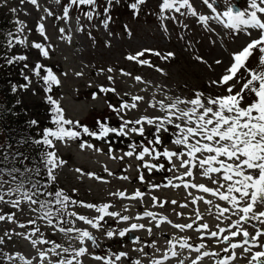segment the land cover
Masks as SVG:
<instances>
[{"label": "rangeland", "instance_id": "1", "mask_svg": "<svg viewBox=\"0 0 264 264\" xmlns=\"http://www.w3.org/2000/svg\"><path fill=\"white\" fill-rule=\"evenodd\" d=\"M134 2L135 0H118V2L113 0V3L109 5L107 0H96L93 18L88 20L85 13L92 11L90 6H73L70 0H59V2L57 0H37L36 5L30 3L29 0H24L23 3L21 0H0L1 12L7 19L8 29L14 36L24 41L23 43L13 41L9 49L15 53L16 57L21 55L26 57V60H17L18 67L21 66L22 69L16 81L17 88L14 90L18 93V97L23 98V102L28 104H25V108L30 114L35 113L42 120L46 118L47 114L44 112L46 106L55 107L47 99L51 96L58 102L66 119L78 122L76 126L65 125L66 128L76 127L82 133V128L87 127L90 131L99 133L100 123L119 128L123 124L120 119L121 115L130 121L141 117L165 116L166 113L160 110L159 101L167 105L177 97L182 100L191 99L196 92H202L205 96L227 94L223 87L213 86L210 82L219 79L224 74L225 69L231 63V54L246 45L249 41L248 36L223 28L215 21H209L208 25H203L197 17L190 14L181 16L174 12H165L164 16L174 15L176 20L161 19L159 5L162 0H146V3L139 6L138 13L134 14V10L129 7ZM190 2L198 14L211 15V10L203 5L202 0H190ZM230 3H235L241 10L246 7L247 0H230ZM65 6L69 9L67 20L61 19ZM215 6L218 11L226 10L227 7L223 0H217ZM105 8L108 9L107 13L104 11ZM49 12L52 15H49ZM108 16L111 19L105 27L103 21ZM41 24L44 25L47 39L38 31ZM165 27L168 29L167 32L164 31ZM21 28L23 30L18 32ZM61 28L65 30L64 33L60 32ZM258 34L256 30H252L253 37ZM68 37L71 38L70 41ZM33 43L43 44L49 55L43 56L39 49L32 46ZM146 48L159 51L161 54L172 52L175 55L162 60L146 53L140 58L148 59L154 67L126 59L128 55ZM197 56L203 57L207 63L198 61ZM259 56V51L254 50L247 66L256 68ZM217 59L222 63L215 64L214 61ZM37 64L43 66L39 76L34 71ZM157 67L163 69V72L156 71ZM109 68L113 71L108 72ZM47 69H51L60 81L58 85H52L50 91L47 90L48 86L42 79L47 74ZM121 70L131 75H123ZM110 76L112 80L108 79ZM135 76H140L143 82L136 81ZM25 77L28 79L26 80ZM240 86L237 84L234 91H239ZM101 87L115 88V92H101ZM132 96L144 98L135 101L138 105L135 109H124L122 113L117 114L113 108L109 107V105L119 107L120 103L125 101L132 103ZM250 100L251 97L245 103ZM34 104L40 106L39 111L35 109ZM153 104L156 107L150 106ZM178 107L187 109L191 105L180 104ZM177 122L181 123V121ZM168 127L169 131L161 134L163 143L155 147L160 151L164 148L180 151L181 148L172 143L176 130L174 126ZM145 129L143 137L134 133L127 136H116L110 133L107 137L97 138L82 133L76 139H53V150L59 165L54 169L56 179L53 185L73 200L97 206L108 203L111 205L109 211L128 215L132 219L124 222L118 218L105 216L102 221H99L102 227L97 229L78 220L76 216L67 214L74 212L93 219L101 215L95 208L69 204L63 215L65 222L59 224L54 220V225L57 226H53L49 225L46 220L37 219L39 212L31 211V208H38V205L30 206L27 202H22L20 208L17 209L10 203L0 202V215L5 216L4 220H0V240H2L0 242V264H24L25 260L31 261V264H50V261L51 264H55L59 257L52 255L51 252H48L43 261L38 256L39 251L47 252L53 245L38 243L34 247L32 240L54 241L71 249L84 246L88 252L78 257L80 264H104L103 261H98L93 257L98 255L114 259L113 254L119 252H126L127 257L116 261L115 264H133L136 260H139L141 264H150L153 259L161 258L168 250L170 246L167 241L173 237L186 239L187 243L193 247L205 243L208 251H219L221 256L227 255L221 251L224 244H219L215 238H209L206 235L202 239L201 232L196 231L201 223L207 224L209 230L218 231L217 226L227 228L230 222L238 219L231 212L217 219L218 213L215 205L229 207L227 202L196 188H184L176 177L185 169L167 170L171 165L163 157L159 161L145 157V160L152 163L165 165V169H154L150 172L140 167L142 162L137 160L135 155L132 157L123 155L132 150V145L138 146L136 152L140 151V146H148V141L153 139L154 129L150 125H145ZM81 143L92 144L94 148L102 149V151L87 147L81 149ZM109 148L112 149L111 154L108 152ZM112 156L117 158L113 159ZM121 156L123 159L119 158ZM175 163L178 167L179 161L175 160ZM89 173L94 175L90 176ZM201 173L202 170L193 169V175L184 177V180L215 188L216 185ZM141 174L144 176L143 181L139 179ZM124 176L128 179H123ZM1 181H7V183H3L0 191L7 192L10 188L16 187L14 185L16 183L10 179L3 177ZM176 184L181 186H172ZM152 185H158V187L153 188ZM137 190L144 193L143 197L129 199L128 197ZM118 192H124L125 197L110 195V193ZM153 196L157 198V202L152 200ZM199 197H204V200L196 199ZM17 198L18 194L5 196L6 201ZM193 199H196L195 204L192 203ZM173 200L177 201V204L170 203ZM205 200H211L213 203L206 204ZM159 202L167 203L160 207ZM185 204L187 207H180ZM145 211L155 213L157 219L153 220L151 217L143 216ZM197 212L201 219L197 218ZM9 215H13L12 220L7 218ZM137 217H142V219ZM31 219H36L35 225L28 223ZM131 223H144L153 227V231L149 234L144 229L131 230L123 237L117 234L109 238L105 235L107 231L116 230L118 233L119 230L129 228ZM177 223H193V228L177 229L173 227V224ZM156 224H159V227H154ZM253 224L260 226L258 222L250 221L245 227L254 234ZM59 227L87 230L96 238L97 243L93 244L92 241L86 240L81 245L76 239L77 232L63 233L58 230ZM35 228H39L40 231L34 233ZM29 236L30 239L27 238ZM140 248L144 251H139ZM175 250L179 255L171 257L169 254V259L165 260L164 264H178L181 259H184V264H191V260L197 255L196 252L187 248L180 249L178 244ZM256 250L260 249H253V251ZM235 252L236 259L231 261V264H248L250 254H244L240 248ZM18 253L24 257V260L17 256ZM199 264H215V258L205 257Z\"/></svg>", "mask_w": 264, "mask_h": 264}, {"label": "snow or ice", "instance_id": "2", "mask_svg": "<svg viewBox=\"0 0 264 264\" xmlns=\"http://www.w3.org/2000/svg\"><path fill=\"white\" fill-rule=\"evenodd\" d=\"M23 3L24 0H21ZM33 5L37 4V0H29ZM59 2V0H57ZM108 4H112L113 0H107ZM118 2V0H117ZM227 6L226 10L218 11L217 0H202L203 5L207 6L211 10V15L198 14L196 8L190 2V0H162L159 5L161 13V19H172L176 20V16L169 15L164 16L165 12L177 13L181 16L192 15L198 18V21L203 25H208L209 21H215L223 28L230 29L237 34L243 33L249 37V41L246 43L241 50L231 54V63L225 69L223 75L217 80H212L210 83L213 86L223 87L226 91V95L218 96H205L202 92H196L194 97L187 100H182L177 97L172 103L165 105L163 101H159L160 110L165 112L166 115L163 117H141L134 121L126 120L121 115L120 119L123 124L119 128L109 127L104 123L99 124V133L90 131L87 127L82 128V133L88 136L104 138L110 133H114L116 136H127L129 134H138L141 137L145 136V125L153 127L152 132L153 139L148 141V146H140V151L136 152L137 145H132V150L125 152L124 156L135 158L142 162L140 167L152 171L154 169L161 170L165 169V165L162 163H152L149 160H145V157H151V160L159 161L162 157L165 158L171 167L169 171H179V169H185L184 172L180 173L176 179L180 180L184 188H196L204 193H209L213 196L218 197L219 200L227 202L229 207H221L219 204L215 205L217 209V219L223 217L225 213L231 212L232 215L237 216L234 222H230L227 228L218 227V231L209 230L207 224H199L196 231L201 232L202 239L206 235L209 238H215L217 243L224 244L225 246L221 249L222 252L227 255L221 256L219 251H208L205 243H200L197 247L187 243L186 239L173 237L167 241L170 246L165 251L161 258L153 259L150 264H164L165 260L171 257H177L179 253L175 250L177 244L180 249H189L197 253L196 257L191 260V264H199L205 257L215 258V264H231V261L236 259L235 250L240 248L244 254H250L248 264H264V0H247L246 7L236 11L234 10L230 0H223ZM146 3V0H135L129 7L134 10V14L139 11V6ZM73 6L87 5L90 6L92 11L85 13L88 20H91L94 15V9L96 7V0H71ZM185 10V11H182ZM15 11V9H12ZM107 13L108 9H104ZM52 15L51 12L48 13ZM69 18V9L67 6L64 7L63 16L61 19L67 20ZM111 19L110 16L106 17L103 21L104 26L107 27L108 21ZM178 22V21H177ZM186 27V25H185ZM23 29H18L22 31ZM82 30V29H80ZM252 30H256L259 34L253 37ZM38 31L45 39L44 25L41 24L38 27ZM167 32V27L164 28ZM61 33H64L63 28L60 29ZM131 34V33H129ZM9 47H12L13 41L16 43H23L22 39L9 33ZM63 38V37H62ZM70 41V37H68ZM34 48L39 49L41 54L45 57L49 55L48 50L41 43H33ZM254 50H258L260 53L259 62L256 68H249L247 66L248 60L254 54ZM151 54L159 57L162 60H167L174 57V53L167 52L161 54L159 51L153 49H142L141 51L128 55L126 59L130 61H136L141 65H147L154 67L148 59H140L145 54ZM196 59L200 62L207 63L203 57L197 56ZM14 60L23 61L26 57L21 55L14 58H9L8 63H13ZM215 64H221L222 61L217 59L214 61ZM27 67V65H25ZM211 67V65H209ZM43 66L37 64L35 66L36 75H40V69ZM243 70V72H241ZM103 71V70H101ZM108 72H112L113 69H107ZM123 75L130 76L131 73L123 72ZM156 71L163 72V69L156 68ZM81 75V73H77ZM27 80L28 77H25ZM44 83L48 86L47 90H51L52 85H58L60 83L57 76L51 69H47V74L42 77ZM109 80L113 78L108 77ZM134 79L138 82H143L140 76H135ZM235 81V83H232ZM240 84L239 91H234L236 85ZM26 87V85H25ZM101 92H115V88H100ZM251 97L250 102L245 103L248 98ZM50 104L54 105L53 122L56 125L55 129L47 128L43 132V139L36 141V143H42L47 145L49 148L54 147L53 139L55 140H71L81 136V131L77 130L76 127H65V125L76 126L78 122L66 119L63 111L60 108L58 102L51 96H48ZM142 96H132V103L127 101L120 103L119 107L113 108L117 114L123 112L124 109H135L138 107L135 101L143 100ZM180 104L191 105L187 109H180ZM156 107L155 104L150 105ZM177 121H181L178 123ZM33 124L36 121H32ZM130 125H132L130 127ZM174 126L175 128V139L172 143L179 148L180 151L170 150L164 148L162 151L158 150L155 146L163 143L161 134L169 131L168 126ZM53 138V139H50ZM81 149L94 148L92 144L81 143ZM95 151H102V149L94 148ZM109 154L112 149L109 148ZM199 154V155H198ZM111 158L116 159L117 157L112 156ZM123 159V156L119 157ZM175 160L179 161V166L175 163ZM62 163V162H61ZM44 164L47 169L46 178L44 182L39 179H34L31 175L26 179H21L16 187L10 188L7 192L0 191V202L10 203L14 208L19 209L22 202H27L31 205H38V208H31L33 212H39L40 215L37 219L46 220L49 225H54V220L59 224H63V215L66 213L69 204H80L87 208H95L97 213H100L98 217L89 219L85 216L78 215L77 213H67L69 216H76L80 221L91 225L93 228H101L102 225L99 221H102L105 216L118 218L120 221L127 222L132 217L128 215H121L119 212L109 211L111 205L108 203L102 205L84 204L82 201H76L66 195L63 191L58 190L48 192L47 181H55L54 169L58 167L57 157L54 152H47L44 156ZM193 169L202 170V175L211 180L212 184L216 185L215 188L208 187L205 184L189 183L184 180V177H191L193 175ZM18 170L13 169L12 172ZM34 172L35 176H39V169L26 170ZM77 171H80L77 169ZM105 171H108L105 169ZM111 175V173H109ZM88 175H94L89 173ZM128 179L127 176L122 177ZM13 180L17 178L13 175ZM97 179H101L97 177ZM141 181L144 180V176H139ZM3 183L0 182V189L3 188ZM25 184H31L30 188H25ZM171 184V180H169ZM174 187H180V184L172 185ZM153 188L158 185H152ZM75 191V190H74ZM18 194L17 199L5 200V196H12ZM110 195L125 197L124 192L110 193ZM144 193L137 190L134 194L129 196V199L142 198ZM52 197V199L41 200L40 197ZM204 200V197L196 198ZM196 199H193L192 203H196ZM154 202H157L156 197H152ZM206 204H212L211 200H205ZM164 203L159 202V206L163 207ZM172 204H177V201H171ZM58 206V207H56ZM180 207H187V205H180ZM14 215V214H13ZM13 215H9V220L13 219ZM178 215H181L178 213ZM143 216L151 217L156 220V214L151 211H145ZM142 219V217H137ZM197 218L201 219L197 212ZM5 216L0 215V220H4ZM165 219V218H161ZM231 220L230 217H228ZM250 221H256L260 225L257 227L253 224L254 234L250 233L245 225ZM171 223V221H168ZM29 224L35 225L36 219L28 221ZM74 223V222H73ZM24 227V225H20ZM159 227V224L154 225ZM173 227L177 229H192L193 223L187 224H173ZM144 229L149 234L152 233L153 227H149L144 223H131L129 228L119 230L107 231L105 235L109 238L114 235L123 237L126 232L131 230ZM234 229V230H233ZM58 230L63 233L77 232L78 239L83 245L86 240L92 241L96 244V238L87 230L73 229L59 227ZM39 228L34 229V233L39 232ZM33 233V234H34ZM227 233V234H225ZM241 239L237 240L236 238ZM27 238H31L30 236ZM2 242V240H0ZM38 243L48 244L51 243L53 247L46 251H39L38 256L43 261L48 252L52 255L59 257L55 261V264H80L78 257L85 255L88 249L84 246L78 249H71L63 247L61 244L55 243L54 241L46 240H32V244L35 247ZM260 249L253 251V249ZM203 249V251H202ZM139 251L143 252V248ZM67 254V255H65ZM147 255V253H144ZM17 256L24 260V257ZM114 259L110 257L94 256L93 258L98 261H103L104 264H115L116 261H120L123 257H127L126 252H119L113 254ZM12 257H10L11 259ZM187 259V257H185ZM24 264H31V261L25 260ZM51 264V261H50ZM133 264H141L139 260L133 262ZM178 264H184V259L178 261Z\"/></svg>", "mask_w": 264, "mask_h": 264}, {"label": "trees", "instance_id": "3", "mask_svg": "<svg viewBox=\"0 0 264 264\" xmlns=\"http://www.w3.org/2000/svg\"><path fill=\"white\" fill-rule=\"evenodd\" d=\"M1 9L0 6V182H3L1 178L4 177L17 184L21 179H26L30 175L34 179L44 182L47 173L44 164L45 153L55 151L53 147L49 148L42 143H36V141L43 139L45 129H55L56 125L51 120L55 113H53V108L48 105L44 111L47 114V120L46 118L42 120L35 113L30 114L25 108L26 103L23 102V98L20 99L14 90L17 88L16 81L21 75L22 67H18L17 60L8 63L9 58L16 56L9 49V33L12 32L7 27V19ZM34 106L39 111L40 106L36 104ZM32 121H36V123L33 124ZM50 139L53 138L50 137ZM13 169L18 171L9 175ZM35 169H39V176H35L34 172L26 171ZM13 175L17 178L16 180L12 179ZM47 184L48 192L54 193L60 190L53 185V181H47ZM30 187L31 184H25V188ZM40 199H52V197L41 196Z\"/></svg>", "mask_w": 264, "mask_h": 264}]
</instances>
